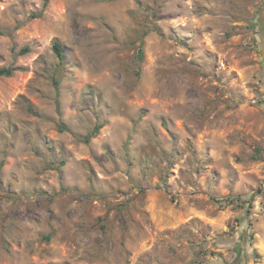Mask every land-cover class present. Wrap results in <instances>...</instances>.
I'll list each match as a JSON object with an SVG mask.
<instances>
[{
	"label": "rangeland",
	"instance_id": "rangeland-1",
	"mask_svg": "<svg viewBox=\"0 0 264 264\" xmlns=\"http://www.w3.org/2000/svg\"><path fill=\"white\" fill-rule=\"evenodd\" d=\"M0 33V264H264V0H0Z\"/></svg>",
	"mask_w": 264,
	"mask_h": 264
},
{
	"label": "trees",
	"instance_id": "trees-1",
	"mask_svg": "<svg viewBox=\"0 0 264 264\" xmlns=\"http://www.w3.org/2000/svg\"><path fill=\"white\" fill-rule=\"evenodd\" d=\"M48 0H45V2H47ZM40 16H42L41 14H36V15H33V16H31V19H36V18H38V17H40ZM152 30H154V29H152ZM149 31H147L146 33H148ZM145 33V34H146ZM0 34H7V33H0ZM54 50H55V52H56V54H57V56L61 59V60H63V58H64V55H63V50H62V47H61V45L59 44V43H56L55 45H54ZM31 52V49L30 48H24L23 50H21V52H20V54L21 55H26V54H28V53H30ZM139 58H142V54L140 53V56H139ZM18 71V69H15V68H12V67H4V68H0V77H6V78H10V77H12L16 72ZM58 82L57 81H55V86H57L58 87ZM57 108H58V110L60 109V93H59V89H57ZM62 128V131L63 130H66V127H61ZM102 129V127L101 126H99V125H97L95 128H94V130L91 132V133H89V134H87L85 137H83L82 138V141L84 142V143H86V144H90L91 143V141L94 139V138H96L97 136H98V134H99V132H100V130ZM65 163L64 162H62V165H64ZM229 201V200H228ZM233 201H229V203H232Z\"/></svg>",
	"mask_w": 264,
	"mask_h": 264
}]
</instances>
